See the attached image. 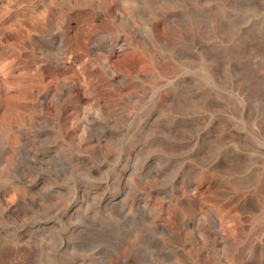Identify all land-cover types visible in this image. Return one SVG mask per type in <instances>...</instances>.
<instances>
[{
    "label": "rangeland",
    "instance_id": "obj_1",
    "mask_svg": "<svg viewBox=\"0 0 264 264\" xmlns=\"http://www.w3.org/2000/svg\"><path fill=\"white\" fill-rule=\"evenodd\" d=\"M0 264H264V0H0Z\"/></svg>",
    "mask_w": 264,
    "mask_h": 264
}]
</instances>
